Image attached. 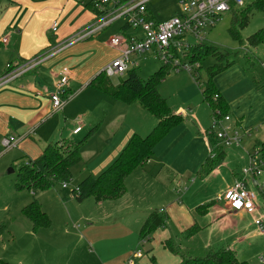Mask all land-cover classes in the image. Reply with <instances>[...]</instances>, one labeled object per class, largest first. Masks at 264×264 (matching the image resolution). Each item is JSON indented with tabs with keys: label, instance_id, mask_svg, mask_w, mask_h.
I'll use <instances>...</instances> for the list:
<instances>
[{
	"label": "crops",
	"instance_id": "0c3cea01",
	"mask_svg": "<svg viewBox=\"0 0 264 264\" xmlns=\"http://www.w3.org/2000/svg\"><path fill=\"white\" fill-rule=\"evenodd\" d=\"M89 2L91 0H0V77L5 73L7 64L15 66L34 60L64 44L81 30L90 26L94 22L95 15L86 6ZM148 14L152 20H156L149 12ZM54 23L57 24L56 32L52 31ZM107 30L108 28L95 36L70 45L55 56L41 60L28 73L23 74L0 90V181L4 179L3 172L6 168L14 166L24 157L28 158L24 159L26 161L37 159L48 144L55 143L51 142L55 134L47 132L56 133L52 125L56 122V126L59 127L61 117L55 116L58 112L52 111L51 95L55 93L64 70H68L70 74V81L65 93V105L59 111L65 116V120L74 116L88 128L93 127L95 123L116 126L119 119H126L130 115L129 109L133 104L118 101L89 85L97 75L102 73L105 66L118 58L120 54L118 49L109 44L111 38L120 34V30L115 33H109ZM136 33L141 34V32L131 29L126 32L127 35ZM4 40L6 41L4 42ZM150 57L152 56L150 55ZM130 65L134 69L139 67L136 62ZM69 95H71L70 98ZM70 108L74 109V114H72V110H69ZM143 110L149 113L144 108ZM174 114L183 118L181 123L183 128L176 133L179 135L169 142L168 146L166 145L158 157L154 159L157 145L162 144L178 129L173 128L156 145L153 156L143 166L126 177L127 183L133 175H137L138 183L139 180L144 182L145 179H148L150 183L153 171L156 170V175L154 177L153 174L151 179H157L161 174H164L162 171L165 168L170 171L166 174L167 178L171 180V177H174V182L177 180V187L181 186L180 181L187 174H191V176L195 174L196 178L201 177V175L205 176V173L212 171V178L220 173L219 169L223 167L220 163L225 161L228 156V153L224 151L225 149L220 150L223 159L219 162L213 161L215 159L211 158L212 151L215 152L217 158L216 138L209 136V134L204 135L203 131L200 130L191 132L183 108L177 109ZM51 117L53 118L51 119ZM108 118L112 119L111 122H108ZM50 119L51 122L48 124L47 121ZM154 119L155 126L157 121L156 118ZM78 127L81 128L82 126H75L70 136L68 134L66 137L59 129L60 140L57 142L73 140L71 136L83 132L81 129L78 134H73V131ZM136 132L138 133L137 129L131 128L126 134L112 135L116 144L109 154L94 165L93 175L95 178L116 160L132 136L137 134ZM56 135L58 136V134ZM137 135L146 136V134ZM188 135H191V139L188 138ZM9 137L16 138L18 144L16 148L5 150L3 140ZM113 139L112 141H115ZM112 141L107 147L113 145ZM212 146L213 148H211ZM240 147H242V142ZM218 163L220 164L219 168L213 170L215 164ZM238 172L239 170L229 173V179L221 190H216V193L214 190H210V193L205 188L206 191L198 196L202 204L195 210L213 203L212 207L206 211H195L199 218L194 217L190 209L187 211L181 207V199L178 196L174 201L166 205L163 204L160 209L153 210L152 204H143L144 198L142 196H138L137 202H134L124 194L116 200L96 202L93 199L96 202H92V205L94 204L93 211L89 212L90 208L88 207L89 214L81 215L79 220L83 221V224L80 230L76 232L66 228L55 230L54 224H51L49 228H42L34 233L32 223L22 215V210L33 199L27 200L23 204L22 210L19 208L12 212L8 210L7 214L4 213L5 209L1 204L0 220L10 219L9 229L5 230L8 234L24 228L25 234L29 237L26 244L28 254L17 256L20 259L17 264H180L182 258L166 247L167 241L170 240L169 229L166 227L154 232L150 238L152 242L149 245L153 248L162 245L168 250L169 254L165 256L164 260L160 262L156 260L152 253L153 248L148 250L147 254L138 253L140 251L138 247L141 245L140 231L149 214L156 210L165 214L168 218L167 224L171 229V225L175 222L173 217L175 205L184 211L183 218L185 221L182 226H177L179 230L187 231L196 226L198 231L195 235H197L202 232L205 233L208 229L217 228L220 235L218 237L219 243L216 242L218 247L211 249L212 247H209L210 240H208L206 248L208 250L225 248L236 251L235 246L241 240L238 236L244 231L243 221L247 218L248 213L228 212L218 198L234 185L241 173ZM260 178L252 179L247 185L248 189L253 190L258 195V212L261 211L262 206L264 207L260 197V192H262L261 196L264 198ZM132 179L134 181V178ZM207 181L209 182L208 178L204 183ZM193 182L195 183L196 180L194 179ZM169 185L171 184L169 183ZM168 187L170 188V186ZM254 188H260V190H254ZM93 200L90 199L89 201ZM38 201L42 211L53 218L52 213H50L52 211H45L40 199ZM49 208L52 209L51 206ZM16 211L21 213V216L13 215ZM187 216L190 218L189 221ZM70 218L72 217L70 216L68 219ZM192 222L191 227L189 224ZM4 228L1 231H4ZM258 231L264 234L259 227ZM2 258L5 257L0 255V260Z\"/></svg>",
	"mask_w": 264,
	"mask_h": 264
},
{
	"label": "rangeland",
	"instance_id": "374dc122",
	"mask_svg": "<svg viewBox=\"0 0 264 264\" xmlns=\"http://www.w3.org/2000/svg\"><path fill=\"white\" fill-rule=\"evenodd\" d=\"M147 9L150 15H153L160 22L178 15L180 11L178 0H151L147 4ZM238 11L240 10H236L235 13ZM234 20L235 17L232 12L224 13L213 27L207 29L206 40L203 41V44L209 48H215L217 52L214 55L206 57L200 63L198 61L193 62L189 52L188 57L182 60L183 62L188 61L194 63L189 64L193 65L195 72L189 73L185 69L177 71L171 65L166 66L169 73L157 85V91L166 100L172 112L183 108L187 115L185 118L191 132L200 130L203 131L204 135L209 134V136H213L211 134L213 112L209 104L205 101L203 89H206L207 83L210 81L209 70L215 66L221 67L222 71L211 79V83L228 104L229 111L227 115L230 118L229 125L231 127L234 126L236 131L242 136V147L224 148L228 156L225 161L220 163L223 167L219 169L220 173L215 177L211 178L212 171L205 173V176L201 175V177L196 178L195 174L193 176L187 174L185 178L181 179L180 187H177V180L174 182V177H171V180L167 178L166 174L170 171H167L169 169L166 168L162 171L164 174H161L157 179H151L153 174L154 177L156 175V170L153 171L150 177V183L148 179H145L144 182L139 180L138 183L137 175H133L128 183L125 180L127 191L125 194L126 197L131 198L134 202H137L138 196H142L144 198L142 200L143 204H152L153 210H155L160 209L163 204L166 205L174 201L178 196L181 199V207H184L187 211L190 209L192 215L199 218L195 209L202 204L198 196L206 191L204 189L207 188L210 193V190H214L215 193L216 190H221L229 179V173L238 170L241 172L248 166L250 156L258 151L260 142L264 140V43L252 46L248 42V38L264 30V10H253V13L249 17V22L244 28L239 23H235ZM125 23L126 20L116 21L107 31L109 33H115ZM186 40L192 45L199 44V42L192 38H187ZM131 61L132 64L136 62L139 66L135 68V71L143 81L147 80L150 75L164 66L160 60L155 57H150V54L142 57L132 56ZM197 63H199V67H196L198 65ZM132 68L133 66L130 65L129 70L134 69ZM119 80L120 78L118 77L111 79L113 84H117ZM68 97L70 98L71 95ZM65 99L66 96H63V100ZM131 104L133 106L129 109L130 115L126 119H119L116 126L95 123L93 127L88 128L80 119L71 116L65 120V116L61 112H58L55 116L61 117L60 126L57 127V123L55 122L52 128L55 129L56 133L47 132L49 134H55L51 142L60 140L59 129L64 134V137H66L68 134L70 136L75 126H82L81 129L83 132L79 135L71 136L73 140L69 141H80L93 128L95 129L81 148L82 162L72 168V179L70 182H66L67 188L63 189V183H60L48 191L36 192L35 195L29 190L17 191L15 189L19 169L27 157L20 159L14 166L6 168L3 172L4 179L0 181V206L2 204L3 209H5L4 213L7 214L8 210L12 212L17 208L20 210L27 200L34 199L36 196V200L38 201L40 199L45 211H52L50 213H52L53 218H50L48 214L47 216L53 221L51 224H54L53 228L55 230L61 228L74 230V232L80 230L83 224V221L81 222L79 220L81 215L85 213L88 215L89 212L93 211L94 204L92 205V202L95 201L91 197L83 201V203L78 202L72 192L76 189L78 182L87 176L94 177V165L109 154L116 144V140L113 139L112 135L126 134L128 129L130 130L132 128L137 129V134H146L147 136L156 126H154V116L144 111L138 102ZM69 110H72V114L75 113L73 108ZM51 119L47 121L48 124L51 122ZM111 120L108 118V122H111ZM141 124L143 125L142 127ZM182 126V124H179L178 127H175V129L178 128L175 133L171 134L162 144L157 145L154 159L158 157L166 145L168 146L169 142L179 135L176 133L180 132L183 128ZM188 138L191 139V135H188ZM112 139L115 141H112ZM111 141L113 145L107 147ZM220 164H215L213 170L218 169ZM132 178H134V181ZM206 178L209 179V182L204 183ZM194 179L196 180L195 183L193 182ZM260 180L261 185H263L261 191L264 192V177H261ZM254 190H260V188H254ZM261 195L262 192H260V197L264 204V198ZM90 199L93 201H89ZM49 206L52 207L51 210ZM88 207L90 208L89 212ZM183 212L181 208L175 207L174 205L173 217L175 222L172 225L170 224L171 229L168 224L165 226L169 229L170 240L167 242L175 248L177 255L181 258L183 255L189 257H204L209 251L206 248L208 240H210L209 247H212L211 249L218 247L219 232L217 228H214L208 229L205 233L202 232L188 237L184 229L182 231L177 227L178 225L182 226V223L185 221ZM13 215L21 216V213L16 211ZM70 216L73 219H68ZM187 219L189 221V216H187ZM3 220H0V255L5 257L2 259L8 261L7 263L17 264L20 261L17 256L28 254L26 252V244L29 237L25 234L24 228L8 234L5 230L7 228L9 229L10 219ZM257 220L264 221L263 206L260 212L248 213L247 218L243 221L244 231L238 236L241 240L235 246L239 259L249 264H264V234L258 231V226L255 223ZM192 224L193 222L189 225L191 226ZM3 228L4 231H1ZM150 240L140 239L141 245L138 247V250L147 254L148 250L153 248L151 246L149 247L152 242ZM143 241L145 242L143 243ZM168 252L162 245H158V247L154 246L152 250L153 256L159 262L164 260L165 256L169 254ZM8 258L10 260H7Z\"/></svg>",
	"mask_w": 264,
	"mask_h": 264
},
{
	"label": "trees",
	"instance_id": "16d2710c",
	"mask_svg": "<svg viewBox=\"0 0 264 264\" xmlns=\"http://www.w3.org/2000/svg\"><path fill=\"white\" fill-rule=\"evenodd\" d=\"M94 13L96 21L101 14L94 9L92 2L86 5ZM253 10H264V0H255L246 8L238 11L232 10L235 20L244 28L248 22ZM152 19L151 17H149ZM131 28L124 24L120 29V34L127 35L126 32ZM234 35H236L234 33ZM252 46L264 43V30L255 33L248 38ZM217 52L215 48H209L204 44L194 46L190 51V57L193 62H202L206 57L214 55ZM164 65L161 69L154 72L149 78L143 81L135 69L128 70L125 76L120 77L117 84L105 76L102 72L91 82L90 86L115 98L126 104L138 102L145 110L152 114L157 124L155 128L145 137L137 134L133 135L127 145L124 147L116 160L98 177L88 176L80 181L73 190V195L78 202H83L93 197L96 202L106 200H116L126 193L125 180L134 170L143 166L154 154L156 145L176 126L182 123L183 118L175 115L157 91V85L168 75L169 71ZM222 68L215 66L209 70V79L206 89H203L205 101L209 104L212 112L218 110L222 116L228 114V104L218 93L211 83V79L219 74ZM218 96L216 100L215 96ZM65 96V95H64ZM95 129H93L85 138L80 141H63L48 144L41 155L35 160H27L19 169L18 178L15 183L17 191L29 190L33 193L49 190L60 183L70 182L72 179V168L82 161L81 148L87 142ZM219 150V151H218ZM221 148H216L217 158L213 161H221L223 154ZM258 153L264 159V141L260 142ZM264 177V169L263 175ZM213 203L197 208L196 211H206L212 207ZM22 215L26 217L33 225V232L37 233L42 228L51 226L50 218L42 211L38 201L34 198L32 202L22 210ZM168 218L159 211H153L149 214L140 231V239L148 240L154 232L166 226ZM198 231L194 226L186 231L188 237L194 236ZM166 247L174 253L177 251L169 242ZM0 264H9L0 260ZM180 264H249L241 261L236 251L220 248L209 250L204 257L182 256Z\"/></svg>",
	"mask_w": 264,
	"mask_h": 264
},
{
	"label": "built area",
	"instance_id": "2783aa9c",
	"mask_svg": "<svg viewBox=\"0 0 264 264\" xmlns=\"http://www.w3.org/2000/svg\"><path fill=\"white\" fill-rule=\"evenodd\" d=\"M151 0H91L94 9L101 17L90 26L81 30L76 36L68 40L57 48L43 54L42 56L25 62L20 65H6L5 73L0 77V90L23 74L28 73L36 67L41 60L55 56L65 50L70 45L97 35L109 28L114 22L126 20L131 30L141 32V34L122 35L119 34L111 38L109 44L120 51L118 58L109 63L103 69V73L109 79L123 77L129 70L132 63V56L151 55L160 60L164 65H171L177 71L187 70L189 73L195 72L193 65L188 61H182L189 55L191 49L196 46L190 44L186 39L192 38L203 44L206 40L207 29L213 27L224 13L232 10H242L255 0H178L180 8L179 14L165 21H156L149 18L147 4ZM52 31H57V24L52 25ZM6 40H4L5 42ZM194 64V63H191ZM196 67H199L197 63ZM70 81L68 70H64L57 85L56 91L51 95L52 111L59 112L65 105L63 96L66 93ZM216 95L214 99L216 100ZM228 115L222 116L220 111L212 113L211 134L216 138V148L240 147L242 136L236 129L229 125ZM81 128L78 127L73 134H78ZM18 140L14 137L3 140V148L10 150L16 148ZM216 158L215 152L211 155ZM264 159L260 157L258 151L249 158V163L244 168L234 185L228 188L219 198L228 212L254 213L257 210L258 195L247 188L250 181L263 175ZM62 188H67L63 183ZM256 225L264 232V221L257 220ZM138 253H141L139 251Z\"/></svg>",
	"mask_w": 264,
	"mask_h": 264
}]
</instances>
